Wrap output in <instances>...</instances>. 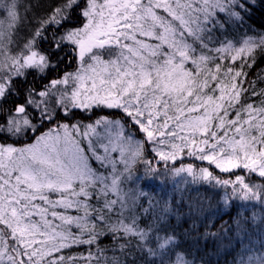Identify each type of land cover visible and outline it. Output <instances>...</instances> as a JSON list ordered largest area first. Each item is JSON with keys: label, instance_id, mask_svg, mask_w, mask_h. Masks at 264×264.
Listing matches in <instances>:
<instances>
[{"label": "snow or ice", "instance_id": "obj_1", "mask_svg": "<svg viewBox=\"0 0 264 264\" xmlns=\"http://www.w3.org/2000/svg\"><path fill=\"white\" fill-rule=\"evenodd\" d=\"M257 14L0 0V264H264Z\"/></svg>", "mask_w": 264, "mask_h": 264}, {"label": "trees", "instance_id": "obj_2", "mask_svg": "<svg viewBox=\"0 0 264 264\" xmlns=\"http://www.w3.org/2000/svg\"><path fill=\"white\" fill-rule=\"evenodd\" d=\"M261 24H264V16H261L260 14H257V16L254 19V25L259 28ZM257 72H264V61L258 62L257 65ZM251 78V76H250ZM229 260H231V256L228 257Z\"/></svg>", "mask_w": 264, "mask_h": 264}]
</instances>
